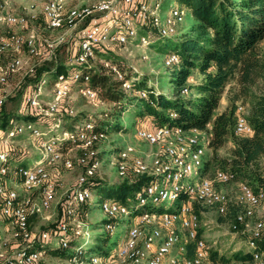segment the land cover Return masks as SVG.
I'll use <instances>...</instances> for the list:
<instances>
[{
	"label": "built area",
	"instance_id": "2783aa9c",
	"mask_svg": "<svg viewBox=\"0 0 264 264\" xmlns=\"http://www.w3.org/2000/svg\"><path fill=\"white\" fill-rule=\"evenodd\" d=\"M0 9V26L6 29L5 34L0 36V86L7 85L11 78L19 77L21 80L31 75L34 72L32 64L55 58L59 46H76L66 64L70 71L56 75L54 100L49 108L45 110L40 107L38 98L25 97L18 109L21 115L29 111L39 115L52 113L56 109V102L71 93L72 83L79 79H83L84 83L89 81V74L85 72L80 76L77 67L92 68L97 55L107 52L109 46L126 47L140 28L152 25L162 38L176 36V27L183 22L184 12L182 8L173 9L161 25V3L153 0H96L82 6H70L68 0H45L40 5L31 2L23 6L20 13L11 11L8 1H3ZM40 16L44 31L64 32L56 39L43 34L38 27ZM140 45L148 46L149 41L142 37ZM143 59L146 60V57ZM179 62V56L170 53L164 60V66L170 69L178 66ZM100 64L107 74L121 82L124 91L140 98L146 97L144 91L133 87L119 66L110 60H102ZM44 83L42 81L40 85ZM78 92L89 102L97 100V94L88 88H79ZM181 94H188V88L184 87ZM5 103V96L0 93V113ZM235 114L233 133L252 137L254 130L247 120L245 106L237 103ZM35 125L36 122L14 123L12 129L4 132L7 136L5 144L21 135L41 139L45 134ZM210 129L208 126L204 131L185 130L165 125L138 130L137 138L155 145L157 150L145 154V157L136 155L129 146L118 152L116 168L119 176L129 174L133 178L146 177L150 182L137 195V204L148 209L138 215L135 226L128 230L126 240L114 254L116 264H222L210 257V250L215 243L207 241L201 231L200 214L203 211H215L220 217L230 215V231L245 238L251 264H264L260 244L264 238V187L261 184L251 185L247 180H238L230 170L221 169H217L212 176L205 173L204 169L196 183L191 181L192 175L206 166L208 156L205 149L210 147L212 138ZM106 136L103 131H94L91 122H85L76 127L74 134L61 130L56 136H49L40 142L42 159L35 163L36 167L41 162H47L61 163L64 168L71 169L73 161L65 158L57 149L63 140L81 149L77 164L85 168V177H80L77 188L65 197V213L70 218L76 214L75 206L91 198L92 194L85 184L87 179L95 175L99 165L95 146ZM10 161V153L0 146V218L6 222L0 231V264H36L41 257L36 246L48 244L52 233L53 241H58L57 248H70V230L67 222L63 221L51 233L33 234L30 221L35 217H43L51 209L55 199V182L45 166L30 170L20 166L11 167ZM10 177L18 179L19 183L7 186V178ZM232 183V190H222V186ZM36 192L38 194L35 196ZM178 198L182 204L176 212L156 216V204ZM101 209L109 220L118 215L131 214L127 206L111 200L103 202ZM106 230L112 232L113 226L107 223ZM81 255V248L74 249L71 262H99L98 257L84 260L80 258ZM106 261L112 264L110 259L106 258Z\"/></svg>",
	"mask_w": 264,
	"mask_h": 264
},
{
	"label": "trees",
	"instance_id": "16d2710c",
	"mask_svg": "<svg viewBox=\"0 0 264 264\" xmlns=\"http://www.w3.org/2000/svg\"><path fill=\"white\" fill-rule=\"evenodd\" d=\"M176 2L180 7L189 9L197 24L190 34L181 35L177 43L170 42V38L161 37L165 43L158 51L163 52L167 46H172L175 50L170 53H176L180 59L179 66L172 71L174 76L171 84L174 94L169 96L158 92L145 78L138 80L137 87L131 82L136 90L144 91L146 94L145 98L135 96L138 98L137 101L146 100L144 111L136 116L139 118L150 116L151 129L174 125L185 130L204 131L210 126L212 133L210 148L213 158L206 162L204 172H207V167L212 162H216L218 169L230 170L238 180H247L251 185L261 184L264 181V52L261 48L264 41V0H176ZM163 7H166L165 2L161 4V9ZM42 21L40 16L38 21L40 30L43 27ZM4 34L0 32V36ZM68 47L71 48L70 45L59 46L52 63L46 67H36L25 79V84L33 88L52 74L70 71L66 67L68 61L55 63L64 58L63 54L72 52ZM106 54L107 52L101 55ZM114 64L119 66L116 62ZM76 69L88 73L90 79L85 83L83 79L75 81L71 85V90L73 87L88 88L97 94V98L114 106L110 114H104L102 119L98 121L88 119L85 122H91L94 131H103L106 134L121 131L123 125L120 121L127 111L126 104L131 105L135 98H129L128 94H125L129 91L121 88V82L103 71L99 72L93 67ZM196 71L201 77L196 83L189 85L190 76ZM126 78L130 80L127 75ZM184 87L188 88V94L182 97L181 90ZM191 92L196 93L195 97H189ZM25 97L31 96H24V99ZM223 97L226 98V107L217 114ZM125 100L126 106L123 105ZM237 103L249 106L247 120L254 130L252 137L236 136L233 133ZM5 105L0 113V130L7 132L11 118L4 111ZM24 116L25 122L40 120V115L35 111H29ZM72 118L74 119H71L69 128L64 127L63 120L60 130L74 134L76 127L81 126L83 122L75 116ZM228 142L233 145L231 157L218 159L217 151ZM71 147H74L73 143L63 140L57 149L63 154ZM13 156L10 154V158L15 160ZM40 161L39 158L36 162ZM18 165L28 168V164L24 162H18ZM149 182L150 179L146 177H134L131 183L126 181L115 185H107L102 181L96 185L93 180H88L85 187L91 194L109 187L106 195L108 200L119 202L132 211L137 205V195ZM261 185L264 187V183ZM64 203L66 207V202ZM64 212L63 216H66ZM63 221L64 219H61L58 224ZM75 241L68 238L70 246L74 245ZM104 242L106 239L102 241ZM260 244L264 250V238ZM36 249L42 253L48 251L52 255L59 254L63 257L67 254L63 248L52 250L44 244H38ZM216 252L215 249L210 250V257L214 260ZM249 259V253H235L231 258L234 261ZM219 261L224 264L223 258Z\"/></svg>",
	"mask_w": 264,
	"mask_h": 264
},
{
	"label": "rangeland",
	"instance_id": "374dc122",
	"mask_svg": "<svg viewBox=\"0 0 264 264\" xmlns=\"http://www.w3.org/2000/svg\"><path fill=\"white\" fill-rule=\"evenodd\" d=\"M3 1H8L11 11L20 13L23 6H26L31 2H35L37 5H40L45 0H0V4L3 3ZM93 1L96 0H68L70 6L87 5ZM153 1H159L161 4L165 2L166 7H163L162 12L159 15L161 25H163V20L171 15L173 9L182 8L184 11L183 22L177 25V35L172 36L170 38V42L177 43L180 40L181 35L190 34L194 30L197 23L191 16L189 9L180 7L176 0ZM5 31L6 29L0 26V32L5 33ZM41 32L49 35L51 39H56L57 36L64 31H53L51 33H47L42 29ZM142 37H145L146 40L150 42L148 46L142 47L140 45ZM164 43V39L159 36L158 29L152 25H148L145 28H140L136 36L130 39V42L126 45V47L120 48L109 46L107 54L97 55V59L92 65L93 68L97 69V71L99 70V72H105L100 63L102 60H111L113 63L116 62L123 69L135 87L138 86L139 79L145 78L146 82H148L158 92L172 96L174 94L171 84L174 76L172 71L177 69L179 65L170 69L164 66L165 58L170 54V52H172V50H175L174 47L167 46L163 52H159L158 49L163 47ZM75 48H69L72 52L63 54L64 58H61L55 63L59 64L64 63V61L67 62L68 58L72 56ZM261 48L263 50L264 46H261ZM144 56L146 57V60L143 59ZM53 59L36 61L32 64L33 69L35 70L36 67L39 66L46 67L52 63ZM79 74L82 76L83 72L79 70ZM27 77L28 76L22 78L21 80L19 77H14L10 79L7 85L0 86V93L4 95L6 99L4 111L11 118L7 127L8 129H12L14 123L21 124L25 122L23 121L25 116L19 114L18 112L19 106H21L24 101V96L38 98L40 107L45 110L49 108V104H51L54 100L53 83L56 80V74L48 76L42 86L38 84L33 88L28 86V84H25V79ZM200 77L201 75L197 71L193 72L190 76L188 84L192 85L196 83ZM125 94H128L129 98L134 97L135 100L132 101L131 105L127 103L126 100L123 102L124 106L127 105V111L124 113V117L120 121L123 125L122 130L118 133L109 132L106 134L104 132L107 135L106 138L95 146V150L98 151L97 161H99V165L96 169L95 175L87 179V181L93 180L96 185L101 181L105 182L107 185L120 184L126 181L131 183L133 176L128 174L127 176L121 177L118 175L116 163L119 151L129 146L135 151L136 155L145 157V154L157 150L155 145H149L145 141L138 139L136 135L138 130L152 128L150 116L145 115L144 118L136 116L144 111L146 100L143 99L141 101H137L138 98H136V95L131 92ZM195 95V92H191L189 97H195ZM56 103V109L52 113L40 115L39 117L41 118V121L36 122L35 126L45 134V136L41 139H33L27 135H21L15 137L14 139H10L12 142H8L9 144H5L4 140L7 136L4 135L3 130H0L1 148L14 155L13 157L15 160L11 159L10 161L11 167L19 166L18 162L28 164V168L30 170H37L36 168H42L45 166L48 175L55 182V199L51 209L47 211L43 217H35L31 219V229L33 234L38 236V234L43 232L51 233L54 231L58 222L61 219H64L70 230L68 238L76 240L75 244L71 245L70 248L63 249L67 252L64 257L59 254L52 255L48 251H46V253L41 252L40 260L36 264H73L70 257H72L74 249H77L78 246L82 249V255L80 258L84 260H89L92 256H95L99 258L98 264H107L106 258L110 259L112 264H116L114 254L119 251L122 244L126 240L128 230L135 226L138 215L147 210L148 207L146 208V206L137 204L136 210H132L129 216L118 215L114 219L109 220L107 215L104 214L101 209L102 203L108 201L106 195L110 189L109 187H105L101 190L92 192L90 199L75 206L74 210L76 214L74 217L70 218L67 215L63 216V212L66 210L64 203L65 197L77 188V180L80 177H85V168L77 164V159L81 149L71 147L64 151V157L73 161V167L71 169L64 168L61 163L41 162L39 167H36L35 165L39 158L42 159L40 142L44 141L49 136H56L59 132H61L60 127L63 120L64 127L67 129L69 128L71 119H74L72 118L73 116L78 118L83 123H85L88 119L98 121L104 117V114H110V111L114 108V106L110 103L102 101L99 98H97L95 102H89L79 94L76 87L72 88L71 93L66 98L58 100ZM124 103L127 104L125 105ZM244 106L246 111H248L249 106L247 104ZM223 109V104H220L217 109V114H219ZM232 148L233 145L231 142L226 143L217 151V158L229 159L232 155ZM205 150L206 155L208 156L207 161H209L213 158V152L208 146ZM204 169V166H202L196 175H192L191 181L193 183H196L199 180ZM217 169L216 162H212V164L207 167V174L212 176ZM18 183V179H12L11 177L7 178V186L9 187ZM263 183L264 181L261 182V184ZM233 185L234 183L224 185L222 186V190L230 191L233 189ZM18 188L20 189V187ZM167 189L171 192L170 186H168ZM36 194H38V192L35 193V196ZM181 204L182 200L179 198L156 204L154 206L156 216L161 215L162 213H174L178 210ZM230 218V215L220 217L215 211H203L200 214L202 225L201 231L207 241L215 243L212 249L217 250L216 259L221 260L223 258L224 264H251L250 259L246 261L231 260L233 254H246L249 253V249L246 246V240L244 237L234 235L230 231ZM107 223L113 226L112 232H108L106 230ZM5 224L6 222L0 218V231L4 228ZM74 232H78L76 233L77 235L74 234ZM51 235L52 239L48 242V244H44V246L46 245L49 249L53 250L58 247V241H53L54 235L52 233ZM104 239H106V242L102 243Z\"/></svg>",
	"mask_w": 264,
	"mask_h": 264
},
{
	"label": "crops",
	"instance_id": "0c3cea01",
	"mask_svg": "<svg viewBox=\"0 0 264 264\" xmlns=\"http://www.w3.org/2000/svg\"><path fill=\"white\" fill-rule=\"evenodd\" d=\"M261 46H264V41L261 43ZM220 104H223V108L225 109V107H226V98H225V97L222 98ZM224 109H223V110H224ZM223 110H222V111H223ZM222 111H221V112H222ZM221 112H220V113H221Z\"/></svg>",
	"mask_w": 264,
	"mask_h": 264
}]
</instances>
